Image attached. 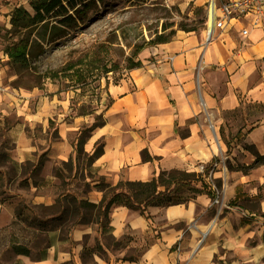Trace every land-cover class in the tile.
Here are the masks:
<instances>
[{
	"label": "crops",
	"instance_id": "crops-1",
	"mask_svg": "<svg viewBox=\"0 0 264 264\" xmlns=\"http://www.w3.org/2000/svg\"><path fill=\"white\" fill-rule=\"evenodd\" d=\"M262 23L250 27L247 36L238 25L216 29L209 41L177 30L173 40L146 49L154 61L140 59L144 65L108 87L114 101L105 111L106 122L84 144L90 153L93 140L104 136L103 153L92 163L98 174L111 184L145 181L161 169L189 171L219 156L221 112L238 108L242 97L264 104ZM6 96L0 93V99ZM252 125L243 140L264 156V120ZM143 149L152 160L142 159ZM217 174L222 178L219 203L200 193L187 203L149 206V218L114 206L103 233L97 224H77L70 235L60 236L56 223L51 228L48 221L45 244L35 255L31 249L28 255L14 253L10 264H264V162L246 173L226 169ZM94 183L86 198L97 203L102 192ZM240 193L238 200L254 202L255 208L230 202ZM11 208L10 200H0V212L7 211L10 219ZM105 235L115 241L111 248L104 244Z\"/></svg>",
	"mask_w": 264,
	"mask_h": 264
},
{
	"label": "rangeland",
	"instance_id": "rangeland-1",
	"mask_svg": "<svg viewBox=\"0 0 264 264\" xmlns=\"http://www.w3.org/2000/svg\"><path fill=\"white\" fill-rule=\"evenodd\" d=\"M206 1L145 0L142 4L128 5L125 0H106L79 28L47 44L45 52L33 61L34 68L26 72L8 64L4 29L10 27V11L19 5L29 8L28 0H0V93L7 95L0 99V200L4 203L10 200L13 210L11 219L7 211L0 212V264L14 261L13 244L25 245L35 255L45 244L43 234L48 226L47 215H55L52 205L58 195L71 192L86 198L88 188H92V182H97L100 177L96 167L91 165L85 169L83 156L76 159L73 145L78 129L92 122L91 116L78 115V107L83 104L103 108L102 104L107 101L103 88L105 79L99 80L103 89L98 105L97 89L94 93L88 89L80 91L72 88L68 80L43 78L42 73L46 69H57L79 55L97 51L102 45L107 54L104 56L102 52L100 56L120 66L118 71L108 73V90L120 78H128L130 71L125 68L126 57L132 53L133 45L153 37L156 31L160 33L164 25H171L166 31L173 29L175 33L180 30L179 23L195 25L197 30L192 32L199 33L204 39ZM262 22L264 26V19ZM174 38L175 35L172 40ZM149 47L142 49L136 58L154 61V56L147 54ZM236 94L242 97L240 92ZM241 99L235 110L221 112L223 135L229 141V150L224 141H220L222 153L218 152L219 156H215L213 162L198 163L197 169L189 170L202 172L201 166L203 171L204 166L208 167L205 179L217 189L219 201L222 178H218L217 173L237 170L252 162L254 156L244 148L247 142L243 138L253 123L264 120V105L249 102L244 97ZM117 118H122V114L113 116V119ZM239 128L237 139L234 134ZM102 138L104 136L95 138L93 144ZM213 147L215 149L214 142ZM69 158L72 159L71 167L65 164ZM40 161L42 166L37 168ZM238 197L241 193L230 202L255 208L254 202H243ZM46 201L52 202L46 204ZM53 224L55 222L51 221V227ZM56 224L60 227V236L70 235L73 227L69 229L68 224ZM88 224L94 226L95 223ZM103 241L109 248L115 244L108 235Z\"/></svg>",
	"mask_w": 264,
	"mask_h": 264
},
{
	"label": "trees",
	"instance_id": "trees-1",
	"mask_svg": "<svg viewBox=\"0 0 264 264\" xmlns=\"http://www.w3.org/2000/svg\"><path fill=\"white\" fill-rule=\"evenodd\" d=\"M125 1L128 5L145 2V0ZM105 2L106 0H28L29 8L23 5L15 6L9 13L10 27L4 29V38L6 40L4 52L8 57V64L18 71L24 70L27 72L32 70L34 68L33 61L37 60L45 52L47 44L55 42L59 38L68 35L72 30L79 28L90 14L96 12L99 6ZM170 26L164 25L160 33L156 31L154 36L148 40L143 39L141 43H135L132 53L126 57L125 68L130 70L142 66L141 60L136 57L145 47L171 41L175 31L173 29L166 31ZM178 29L192 32L196 31L197 27L179 23ZM102 52L106 56L107 49H103L101 45L97 51L84 53L68 60L57 69H46L42 73L43 78L68 80L72 88L80 89V91L88 89L94 93L97 89L95 94L98 105L101 104L99 101L101 100V91L104 88L107 101L102 104L103 108H91L89 107L90 105L86 106L83 104L78 107V115H89L92 117L90 124L83 125L78 129L73 145L76 159H80L83 156L86 169H89L94 160L103 153V138L94 143L90 153L84 150V144L93 131L106 122L105 111L114 101V98L107 90L109 83L108 73L118 71L120 68L117 62L109 59L105 60V57H101ZM101 78L105 79L103 88H101L99 82ZM259 105L262 106L264 104ZM71 107L73 108V105ZM252 128L253 126L251 125L247 132ZM240 129L234 134L237 139ZM220 135L229 150L230 144L224 138L222 126L220 127ZM244 148L248 149L254 156L252 163L241 165L237 169L246 173L251 167L264 162V156L260 155L252 144H245ZM141 154L142 159L145 161L153 159L146 149H143ZM214 160L212 159L211 162ZM40 163L41 165L37 168H41L42 162L40 161ZM65 164L71 167L72 159L69 158ZM207 170L208 167L206 166H204L203 172L187 171L180 168L161 169L149 180L121 179L116 184H111L103 176H100L97 182L93 184V187L102 192L99 202H91L87 198L77 197L71 192L58 195L52 205V208L55 209V213H53L55 215L50 214L51 218L48 221L68 224L69 229L77 224L95 223L98 225V231L103 233L109 230V214L114 206H125L149 218L150 216L147 212L149 206L164 207L187 203L200 193H206L213 199L215 192L205 179ZM1 181L2 173L0 171ZM84 191L86 192V190ZM233 203L235 204V202ZM37 230L40 231L41 228H37ZM11 249L17 254L28 255L30 253V249L22 244H13ZM95 249L99 250L100 246L96 245ZM84 251H90V249H84Z\"/></svg>",
	"mask_w": 264,
	"mask_h": 264
},
{
	"label": "built area",
	"instance_id": "built-area-1",
	"mask_svg": "<svg viewBox=\"0 0 264 264\" xmlns=\"http://www.w3.org/2000/svg\"><path fill=\"white\" fill-rule=\"evenodd\" d=\"M207 22L204 29L205 41L212 38L214 30H230L239 26L242 36L249 34L250 27H257L264 18V0H207ZM168 59L172 61L173 56ZM203 172V166H201ZM211 185V184H210ZM215 197L211 204L219 202V194L213 184Z\"/></svg>",
	"mask_w": 264,
	"mask_h": 264
},
{
	"label": "bare ground",
	"instance_id": "bare-ground-1",
	"mask_svg": "<svg viewBox=\"0 0 264 264\" xmlns=\"http://www.w3.org/2000/svg\"><path fill=\"white\" fill-rule=\"evenodd\" d=\"M207 41H209V40H207ZM215 147H216V145H215Z\"/></svg>",
	"mask_w": 264,
	"mask_h": 264
}]
</instances>
